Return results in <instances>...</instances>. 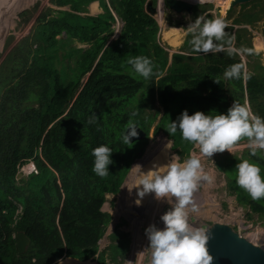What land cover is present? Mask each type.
Listing matches in <instances>:
<instances>
[{
    "label": "trees",
    "instance_id": "obj_1",
    "mask_svg": "<svg viewBox=\"0 0 264 264\" xmlns=\"http://www.w3.org/2000/svg\"><path fill=\"white\" fill-rule=\"evenodd\" d=\"M49 1L40 11L38 1L19 13L26 23L34 18L31 34L0 63V264H57L65 257L123 264L130 250L128 233L113 234L111 243L99 250L112 220L101 208L107 194L120 192L131 164L143 155L151 126L162 112L154 131L164 132L184 161L195 144L183 140L179 129L172 134L167 130L183 110L217 115L238 102L264 119L262 53L244 42L241 33L233 34V26L226 27L225 39H232L248 64H254L245 76L238 51L195 52L191 34L179 52L170 54L159 42L158 20L146 12L148 0ZM93 1L102 10L96 15L82 14L74 5L97 6H91ZM219 3L228 8L230 1ZM205 17L212 19V14ZM258 17L245 12L235 23L251 24ZM117 18L123 25L113 38ZM135 56L150 59L149 78L135 74L128 64ZM237 63L244 65L241 77L226 79V70ZM157 103L162 109L153 111ZM129 120L147 133L132 145L122 141ZM245 142L242 138L234 145ZM101 144L111 148L113 161L103 177L92 170V150ZM239 151L216 154V166L249 216L264 217V198L253 200L236 183L235 168L248 159L264 175V150L255 156L249 147ZM30 160L38 171L18 178ZM19 231L31 239L23 253L17 246ZM77 262L68 259L65 264Z\"/></svg>",
    "mask_w": 264,
    "mask_h": 264
},
{
    "label": "rangeland",
    "instance_id": "obj_2",
    "mask_svg": "<svg viewBox=\"0 0 264 264\" xmlns=\"http://www.w3.org/2000/svg\"><path fill=\"white\" fill-rule=\"evenodd\" d=\"M38 1L42 2L39 11L44 6L50 5L49 0H0V54H2L0 63L12 47L21 39L30 36L34 18L26 23L21 21L19 13L33 7ZM160 1V9L163 8V21H160L158 16L155 15L160 24L159 42L170 54L179 52L183 41L190 34L193 38V34L188 31L187 27L201 15L207 19L205 15L209 13L212 14V18H223L227 26H233L234 30L232 33H241L244 42L250 41L254 49L258 50L260 46L262 62L264 63V0H252L243 4L239 3L235 6L231 4L232 0H229L230 4L228 8H223L224 5L220 4L219 0H206V3L203 1L201 4L197 1L194 6L198 5L199 8L195 13L194 11L191 13L186 11L176 13L168 6H163V0ZM74 5L82 14H96L100 12L96 6L90 9L87 4ZM202 5H206V7H202ZM232 6L233 8L231 9ZM68 8L70 6L66 7V9ZM39 11L35 12V16H37ZM245 12H255L259 17L251 24L235 23L237 18H243ZM122 25V21L117 18L115 24L116 33L118 30L120 31ZM9 36H13V38L7 47L6 43ZM74 44L80 47H88L85 43L75 42ZM232 46L236 48L235 43H232ZM236 49L240 53L242 52L238 48ZM242 55V59L247 64L246 69L254 70V64L249 65L245 53ZM255 71L258 70L255 69ZM158 107L162 109L159 103H157L153 111H156ZM161 114L151 126L145 151L141 157L134 161L133 170L129 178H125L121 185V190L117 195L107 194V201L101 208L103 211L111 213L112 220L104 236L99 240V250L105 249L111 243L113 234L128 233L130 250L123 264H150L151 249L148 248L149 240L145 229L149 225L163 227L160 216L175 202L174 198H156L152 192H148L143 197H140L137 194V187L134 186L139 182L140 177L149 170H162L159 168L166 167L173 158L182 162L180 155L172 147V140L164 132L161 131L156 134L154 131ZM246 147H249V143L233 145L232 151L225 149L223 152L235 153L236 151L244 150ZM218 153L221 152H216L212 157H207L200 152L199 146L196 144L191 150V155L199 156L204 171L212 176L213 179L211 182L206 180L200 181L197 189L192 193V204H195L196 210L192 211L191 205L186 206L188 210V222L192 226L203 228H206L213 222L226 223L231 225L240 235L264 247V217H259L257 214H253L252 217L249 216L248 208L241 206L235 196L229 193L226 174L216 166L215 156ZM182 159L185 158L182 157ZM32 162L30 160L24 166L26 167L32 164ZM31 169H33V172L38 171L37 167H31ZM20 173L18 178L23 175L22 171ZM23 173L27 176L30 171H23ZM139 187H142V185ZM137 200L140 202L137 203ZM57 264H64V262L58 261ZM75 264L81 263L77 262ZM87 264H96V262H88Z\"/></svg>",
    "mask_w": 264,
    "mask_h": 264
},
{
    "label": "clouds",
    "instance_id": "obj_3",
    "mask_svg": "<svg viewBox=\"0 0 264 264\" xmlns=\"http://www.w3.org/2000/svg\"><path fill=\"white\" fill-rule=\"evenodd\" d=\"M199 2L201 4L203 0ZM161 10L163 12V8ZM161 15L163 16L162 13ZM226 27L223 18L205 19L202 15L197 17L187 27L193 34L190 41L193 51L205 54L219 52H226L228 55L236 54L237 49L232 46V39H225ZM128 64L131 65L135 74L145 79L153 74L151 61L147 56L131 57ZM242 69L244 65L234 64L226 70L224 76L226 79H239ZM244 74L248 75L246 69ZM216 81L220 83L219 80L216 79ZM211 113L196 111L190 114L185 109L171 121L167 130L172 134L179 129L183 140L198 145L200 152L207 157H212L214 153L223 152L225 149L232 151V146L242 138L248 139L251 155L255 156L258 150H264V119L253 114L246 104L235 102L227 113L217 115H211ZM131 115L135 116L136 113L132 112ZM138 134L137 125L129 120L125 132L122 133L123 143L132 145L131 138ZM111 154V148L105 144L92 150L94 156L92 170L96 175L101 177L107 175L108 166L113 162ZM133 163L130 170L133 169ZM30 166L36 167L33 162L26 167L23 164L20 171L31 173L33 169ZM235 168L236 183L253 200L264 198V175L261 174V167L257 163L244 159L240 160ZM159 169L162 170H149L144 173L139 182L134 185L140 197L152 192L156 198H174L175 201L160 216L163 227L149 225L145 229L149 240L148 248L151 249L150 264H211L212 255L207 247L208 232L203 227L189 224L186 206L191 205L192 211L196 210L195 204H192V193L197 189L200 181L211 182L213 177L204 171L201 159L197 155H189L182 162L173 158L166 167ZM141 185L142 187H139ZM66 258L72 257H65L58 261L61 262ZM72 259L84 264L96 262L94 259L86 261Z\"/></svg>",
    "mask_w": 264,
    "mask_h": 264
},
{
    "label": "water",
    "instance_id": "obj_4",
    "mask_svg": "<svg viewBox=\"0 0 264 264\" xmlns=\"http://www.w3.org/2000/svg\"><path fill=\"white\" fill-rule=\"evenodd\" d=\"M252 0H233L232 5L243 4ZM207 1H204L206 3ZM168 6L176 13L184 11L191 13L195 2L189 0H163V5ZM161 1L148 0L146 3V12L155 17L162 13L160 9ZM66 9V8H65ZM119 35V30L114 38ZM138 136L132 137V142L146 137V131L137 125ZM133 168V167H132ZM133 169H131L126 177L129 178ZM209 235L207 247L212 255L211 264H264V247L255 244L245 236L240 235L231 225L220 222H213L205 228ZM17 246L19 252L26 251L31 239L25 231L17 232Z\"/></svg>",
    "mask_w": 264,
    "mask_h": 264
},
{
    "label": "crops",
    "instance_id": "obj_5",
    "mask_svg": "<svg viewBox=\"0 0 264 264\" xmlns=\"http://www.w3.org/2000/svg\"><path fill=\"white\" fill-rule=\"evenodd\" d=\"M92 3L97 5L96 8H97L98 10H100V12L102 11L101 8L99 7V2H98V1H93ZM90 9H91V7H90ZM100 12H99V13H100ZM254 13H255V12H254ZM96 14H98V13H96ZM96 14H95V13H90V15H96ZM115 34H116V33H115ZM113 38H114V37H113ZM255 50H256V49H255ZM256 51L262 52V51H260V50H256ZM238 52H239V51H238ZM239 53H240V52H239ZM241 53H242V52H241ZM241 53H240V55L243 57V55H242L243 53H242V54H241ZM246 65H247V64L245 63V69H246ZM246 71H248V70L246 69ZM245 143H249V142H245ZM68 259H72V258H66V259L62 260L61 263L64 262V264H65V261L68 260ZM74 261L76 262V261H78V260H75V259H74ZM79 262L82 264L81 261H79ZM79 262H78V263H79ZM96 264H97V263H96Z\"/></svg>",
    "mask_w": 264,
    "mask_h": 264
},
{
    "label": "bare ground",
    "instance_id": "obj_6",
    "mask_svg": "<svg viewBox=\"0 0 264 264\" xmlns=\"http://www.w3.org/2000/svg\"><path fill=\"white\" fill-rule=\"evenodd\" d=\"M189 1H194V2H197V1H199V0H189ZM203 1H206V0H203ZM163 21V20H162ZM259 44H261V43H259ZM262 45H263V43H262ZM262 48V47H261ZM263 49V48H262ZM258 50H261L260 49V46H259V48H258ZM133 196H134V194H133ZM154 205V204H153ZM136 217V216H135Z\"/></svg>",
    "mask_w": 264,
    "mask_h": 264
},
{
    "label": "flooded vegetation",
    "instance_id": "obj_7",
    "mask_svg": "<svg viewBox=\"0 0 264 264\" xmlns=\"http://www.w3.org/2000/svg\"><path fill=\"white\" fill-rule=\"evenodd\" d=\"M158 18H159L160 21L163 20V16L162 15H158Z\"/></svg>",
    "mask_w": 264,
    "mask_h": 264
}]
</instances>
